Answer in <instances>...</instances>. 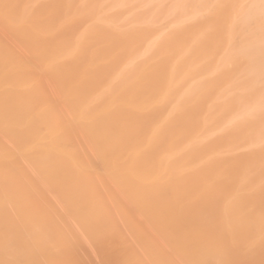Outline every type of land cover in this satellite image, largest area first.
I'll use <instances>...</instances> for the list:
<instances>
[{"label": "bare ground", "instance_id": "1", "mask_svg": "<svg viewBox=\"0 0 264 264\" xmlns=\"http://www.w3.org/2000/svg\"><path fill=\"white\" fill-rule=\"evenodd\" d=\"M0 264H264V0H0Z\"/></svg>", "mask_w": 264, "mask_h": 264}]
</instances>
